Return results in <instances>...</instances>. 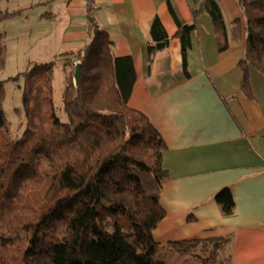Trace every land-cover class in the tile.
Wrapping results in <instances>:
<instances>
[{
	"label": "trees",
	"instance_id": "obj_1",
	"mask_svg": "<svg viewBox=\"0 0 264 264\" xmlns=\"http://www.w3.org/2000/svg\"><path fill=\"white\" fill-rule=\"evenodd\" d=\"M176 31L169 36L156 16L143 46L149 70L171 38L180 43V68L189 71L186 53L197 16L205 11L227 48L226 28L216 0H202L192 20L177 18L165 0ZM242 17L231 22L232 36L245 38L239 60L240 92L249 95L248 69L264 76V0H235ZM25 8L4 10L0 23ZM87 7L88 41L75 51L29 62L27 68L0 79V264H169L159 252L193 253L200 264H231L226 238H193L160 243L153 232L165 215L159 200L168 174L162 165L166 144L149 118L129 105L137 68L129 54L116 55L106 29ZM0 30V71L6 39ZM80 64L74 83L75 66ZM65 67L61 91L62 120L53 97V74ZM21 79L24 124L12 134L3 109L4 81ZM214 199L224 216L232 214L227 187Z\"/></svg>",
	"mask_w": 264,
	"mask_h": 264
},
{
	"label": "crops",
	"instance_id": "obj_2",
	"mask_svg": "<svg viewBox=\"0 0 264 264\" xmlns=\"http://www.w3.org/2000/svg\"><path fill=\"white\" fill-rule=\"evenodd\" d=\"M0 1L7 10L25 8L13 19L26 14L37 18L39 30H31V21L27 29L26 43L33 54L27 62L79 50L88 41L86 0ZM169 1L184 22L202 7V0ZM91 2L93 21L107 30L115 54H129L136 65L129 105L149 118L166 144L162 165L168 177L159 196L165 215L154 238L165 243L223 237L228 243L222 253L231 264H264V76L249 67L250 94L240 92L238 63L245 38L232 36V20L242 17L235 0H216L228 42L223 51L218 50L209 15L202 11L197 16L186 53L188 77L180 68L177 38L155 55L149 70L146 67L143 46L153 19L158 17L169 36L176 31L165 0ZM43 51L48 53L40 55ZM225 187L233 203L229 216L214 199Z\"/></svg>",
	"mask_w": 264,
	"mask_h": 264
},
{
	"label": "rangeland",
	"instance_id": "obj_3",
	"mask_svg": "<svg viewBox=\"0 0 264 264\" xmlns=\"http://www.w3.org/2000/svg\"><path fill=\"white\" fill-rule=\"evenodd\" d=\"M1 3V1H0ZM2 9L7 10V6L2 2ZM42 11V7L39 8ZM12 10V9H9ZM27 17L18 19H7L0 23V30L4 32L6 39V62L4 68L0 71V79H7L16 73L25 70L29 64L27 62L28 58L33 54L28 48L27 40L30 39V35L27 34L29 23L31 30L37 28L39 30L40 26L37 25V18L35 19L33 15L26 14ZM22 23V24H21ZM35 34L33 35V37ZM38 52V51H37ZM46 51L41 52L40 55H45ZM28 57V58H27ZM36 57V56H35ZM42 61H48V59L41 58ZM39 61V62H40ZM74 64V63H73ZM76 65V64H74ZM21 79L16 82L4 81V92L5 98L3 101V109L6 115L7 124L9 126L12 134L19 133L22 129L21 124H24L23 114H18L16 108L21 107ZM65 85V67L60 61L56 64L53 74V97L54 103L57 109V114L62 120H65V115L61 110V91ZM162 256L169 264H200L197 256L189 252L173 253L167 251L165 248L161 250L158 256ZM220 255H225V252L220 253Z\"/></svg>",
	"mask_w": 264,
	"mask_h": 264
},
{
	"label": "water",
	"instance_id": "obj_4",
	"mask_svg": "<svg viewBox=\"0 0 264 264\" xmlns=\"http://www.w3.org/2000/svg\"><path fill=\"white\" fill-rule=\"evenodd\" d=\"M79 73H80V64H77L75 66V71H74V83L78 81Z\"/></svg>",
	"mask_w": 264,
	"mask_h": 264
},
{
	"label": "built area",
	"instance_id": "obj_5",
	"mask_svg": "<svg viewBox=\"0 0 264 264\" xmlns=\"http://www.w3.org/2000/svg\"><path fill=\"white\" fill-rule=\"evenodd\" d=\"M86 5H87V7H94V5H93V3L91 2V0H86ZM79 62H78V60H75L74 61V64H78Z\"/></svg>",
	"mask_w": 264,
	"mask_h": 264
}]
</instances>
